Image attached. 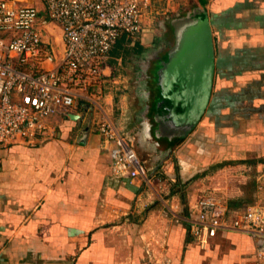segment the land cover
<instances>
[{
	"label": "rangeland",
	"instance_id": "374dc122",
	"mask_svg": "<svg viewBox=\"0 0 264 264\" xmlns=\"http://www.w3.org/2000/svg\"><path fill=\"white\" fill-rule=\"evenodd\" d=\"M34 2L44 16L45 2ZM156 9L158 12L150 16L151 25L137 40L151 44V39H155L153 47L143 53L136 47H129L128 52L116 48L118 54L122 51L125 56L119 73L130 80L128 86L118 89L128 90L125 99L129 107L122 132L130 134L131 143L144 161L147 174L142 183L147 191L140 198L138 194L132 197L130 205L115 202L114 207H108L104 206V199L110 202L107 197L113 200L119 194L110 196L103 189L100 196L93 191L94 182L65 174L64 169L54 173V187L60 176L65 184L67 175L70 187L68 201L51 210L57 237L43 239L49 248L43 250L35 245L40 242L38 239H12L8 236L12 233H5L0 238L4 264H106L108 256L104 254L97 256V262L92 261V256L80 261L83 249L93 243V233L98 231L113 248H118L114 264H162L161 253L168 241L160 238V232L166 237L167 231L180 226L187 237L195 240L190 218L202 196L219 198L226 207L228 222L234 211L241 212L264 201V0H162ZM188 17L208 22L209 32L202 38H209L208 47L213 53L207 102L193 123L181 118L185 112L181 104L186 103L182 92L187 85L181 74L183 68L179 75L172 76V86L167 81L164 86L159 83L160 69L168 62L184 28L179 30L176 22ZM196 33L201 35L198 30ZM47 37L52 41L54 35ZM181 49L183 64L189 53L187 47ZM205 64L202 61L201 67ZM94 111L87 108L83 120L74 109L67 116L73 120L68 132L58 129L51 141L65 134V140L77 144L91 127L100 132L98 123L93 126L99 119ZM114 117H120L117 107ZM47 142L17 146L38 148ZM17 146L0 150V169L11 167L14 159L9 157ZM5 184L7 190L12 188L11 182ZM61 216L68 225L64 220L61 223ZM60 225L68 226L67 249L57 230ZM44 226L37 227L42 234ZM36 248L40 251L36 252Z\"/></svg>",
	"mask_w": 264,
	"mask_h": 264
},
{
	"label": "built area",
	"instance_id": "2783aa9c",
	"mask_svg": "<svg viewBox=\"0 0 264 264\" xmlns=\"http://www.w3.org/2000/svg\"><path fill=\"white\" fill-rule=\"evenodd\" d=\"M43 1L44 16L28 0H0V150L46 139L50 118L71 115L78 101H92L91 95L102 92L105 83L116 82L110 52L123 35L137 39L154 9V0ZM50 26L60 28L63 48L47 37ZM98 124L105 141L113 144V170L145 177L134 146L111 121ZM226 215L219 198L202 196L190 218L191 234L206 241L220 228L244 231L258 241L254 264H263L264 201L229 222Z\"/></svg>",
	"mask_w": 264,
	"mask_h": 264
},
{
	"label": "crops",
	"instance_id": "0c3cea01",
	"mask_svg": "<svg viewBox=\"0 0 264 264\" xmlns=\"http://www.w3.org/2000/svg\"><path fill=\"white\" fill-rule=\"evenodd\" d=\"M158 1L162 0H154V9L146 15V26L152 23L150 16H154L158 12L156 11ZM28 2L35 4L34 0H28ZM57 30H59L58 33ZM52 35H54V39L60 48H63L60 28L54 27ZM138 38L135 40L127 38L126 41L121 42V45L117 44L112 49L109 61L111 73L118 76H116V82L105 83L102 92L91 95L92 101H78L75 106V111L84 117L83 120L87 117L86 114L84 115L87 108L89 111L95 109L94 116L99 119L94 122L93 126L102 119H107L116 126L129 143H131L130 134L125 131L122 132L129 107L125 99L128 90L118 91V89L121 85L128 86L130 80L127 76L119 73L125 56L122 51L118 54L116 48L122 47L128 52L131 47H136L137 51L143 53L147 51V47H153L155 45L153 43L156 42L155 39H151V44H147L144 41H137ZM108 72L110 73V70ZM85 102H90V104ZM116 107L120 110L118 119L114 117ZM49 121V135L46 139L40 140H49V142L38 148L17 145H35L40 141L34 144L16 143L8 146H17L13 150L12 156L9 157L14 160L12 165L9 162L7 163L11 167L6 166L0 169V185H3L0 198V238L5 237V233H12L8 235L12 239H16L18 236L38 239L40 242L35 245L36 247H43V250L49 249L46 241L42 242L43 239L52 240L57 237L54 234L55 229L52 227L51 210L53 206H62L64 202L68 201L69 174L77 176L82 181L94 182L92 183L93 191L101 192L104 189L103 191L109 193L110 196L119 194L120 197L115 196L113 200L107 197L110 202H106V199L101 198L104 199V206L108 207H114L115 202L122 203L124 206L130 205L133 201L132 197L138 194V198H140V195L147 191V187L143 186L142 183L145 177L130 178L126 174H117L113 170L111 154L113 144L105 141L102 134L98 132L97 127L96 131L91 127L82 138L78 139L79 142L75 141L77 144H74L70 140H65V138L67 139L65 134L61 136V139L51 141L59 133L56 132L58 129L68 132L73 123L71 118L55 116L50 118ZM131 144L133 145V143ZM63 169L65 174L68 173L65 184L62 183V176H60V181L55 183L57 185L54 187L52 184L53 174L62 173ZM6 182H11V189H6ZM122 195L127 196V198ZM241 212H230L231 214L229 213L228 217L231 219ZM161 218L163 219L161 222H164L165 216L162 215ZM63 220V216H61V223ZM64 221L68 225L67 221ZM40 225H45L42 231L43 234L37 228ZM57 230L61 231L60 236L61 239H64L65 249H67L68 226L60 225ZM16 232L20 234L17 235ZM101 233V231L93 233L92 238L94 241L87 249H83L80 261L84 256L89 258L92 256V261L97 262V260H100L97 256L104 254L108 256V263L106 264H114L113 256L117 255L118 248H113V244L108 242ZM159 236L162 240L168 241V247L163 248L166 253L163 251L161 253L162 264H254L256 252L259 248L258 241L254 237L234 228H220L214 237L208 238L206 241L196 237V241L192 240L187 237L185 229L180 226H174L172 230L167 231L166 237H163V232H160ZM38 251H40L39 248H36V252ZM2 252L3 249L1 248L0 256ZM3 261L0 258V264H4ZM97 264H101V262L98 261Z\"/></svg>",
	"mask_w": 264,
	"mask_h": 264
},
{
	"label": "water",
	"instance_id": "95a60500",
	"mask_svg": "<svg viewBox=\"0 0 264 264\" xmlns=\"http://www.w3.org/2000/svg\"><path fill=\"white\" fill-rule=\"evenodd\" d=\"M176 27L179 30L182 27L184 28L181 38L177 37L175 48L169 53L168 62H166L164 68L160 69L159 83L164 86L167 81L169 86H172V76L179 75L181 68H183L181 74L187 85L186 89L182 92L183 96L186 97V103L181 104V108L185 110L181 118L193 123L197 113L205 108L208 96L207 87L209 88L211 85L213 64L211 57L213 53L208 47L210 46L209 38H202L204 33L209 32L210 26L206 20L188 17L178 20ZM197 30L201 35L197 36ZM191 34L193 37H191ZM185 47L188 48L189 58L181 64L180 58L183 56L181 48ZM202 61L206 63L203 67H201ZM174 105L173 111H175L177 104L174 103ZM73 117L75 118L76 116Z\"/></svg>",
	"mask_w": 264,
	"mask_h": 264
},
{
	"label": "trees",
	"instance_id": "16d2710c",
	"mask_svg": "<svg viewBox=\"0 0 264 264\" xmlns=\"http://www.w3.org/2000/svg\"><path fill=\"white\" fill-rule=\"evenodd\" d=\"M128 37L126 36V35H123L120 39H119V41H118V45H121V42H123V41H126V39H127ZM129 39H131V38H129ZM122 40V41H121ZM116 44V45H117Z\"/></svg>",
	"mask_w": 264,
	"mask_h": 264
}]
</instances>
